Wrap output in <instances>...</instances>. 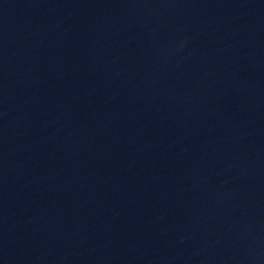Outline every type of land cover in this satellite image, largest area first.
<instances>
[{
	"label": "water",
	"instance_id": "water-1",
	"mask_svg": "<svg viewBox=\"0 0 264 264\" xmlns=\"http://www.w3.org/2000/svg\"><path fill=\"white\" fill-rule=\"evenodd\" d=\"M0 264H33L0 185Z\"/></svg>",
	"mask_w": 264,
	"mask_h": 264
}]
</instances>
